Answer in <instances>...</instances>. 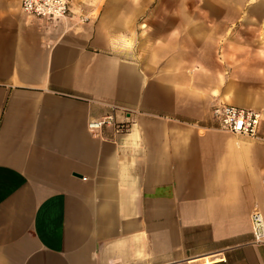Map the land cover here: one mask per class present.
Listing matches in <instances>:
<instances>
[{"label":"crops","instance_id":"0c3cea01","mask_svg":"<svg viewBox=\"0 0 264 264\" xmlns=\"http://www.w3.org/2000/svg\"><path fill=\"white\" fill-rule=\"evenodd\" d=\"M232 1L71 0L77 23L0 0V264H264V50ZM111 114L127 133L92 136Z\"/></svg>","mask_w":264,"mask_h":264},{"label":"built area","instance_id":"2783aa9c","mask_svg":"<svg viewBox=\"0 0 264 264\" xmlns=\"http://www.w3.org/2000/svg\"><path fill=\"white\" fill-rule=\"evenodd\" d=\"M21 11L24 15L45 22L66 21L77 18V23L86 21V17L72 11L71 0H21ZM112 112L119 110L111 107ZM124 113L126 112L122 109ZM211 117L216 128L234 135L250 139H258V129L261 122V112L235 107L233 105L215 102L211 107ZM109 128L113 135L126 134L128 122H119L114 114L88 123L92 136L100 137L103 129ZM252 242L264 246V215L254 210L250 215Z\"/></svg>","mask_w":264,"mask_h":264},{"label":"rangeland","instance_id":"374dc122","mask_svg":"<svg viewBox=\"0 0 264 264\" xmlns=\"http://www.w3.org/2000/svg\"><path fill=\"white\" fill-rule=\"evenodd\" d=\"M171 1V0H167ZM186 1H209V0H179ZM217 2L220 0H216ZM232 2V0H227ZM238 3H243L246 0H235ZM260 0H247L246 5L241 12L235 11L233 8L225 10L229 12L227 16H231L233 22L238 19L237 24L232 25V33H241L243 37L248 39L249 48H258L264 50V13L261 15L257 11L259 6L255 5ZM257 6V7H256ZM264 8V7H263ZM218 12V11H216ZM216 15V14H215ZM241 18V19H239Z\"/></svg>","mask_w":264,"mask_h":264}]
</instances>
